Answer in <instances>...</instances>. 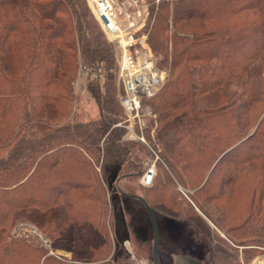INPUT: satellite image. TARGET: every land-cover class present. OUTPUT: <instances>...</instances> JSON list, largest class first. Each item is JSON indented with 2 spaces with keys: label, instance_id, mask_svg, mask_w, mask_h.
Returning <instances> with one entry per match:
<instances>
[{
  "label": "trees",
  "instance_id": "obj_1",
  "mask_svg": "<svg viewBox=\"0 0 264 264\" xmlns=\"http://www.w3.org/2000/svg\"><path fill=\"white\" fill-rule=\"evenodd\" d=\"M86 2L0 0V264L38 261L40 247L10 236L7 227L19 217L39 226L53 222L61 237H72L74 227H68L66 216L81 219L83 212L75 204L94 201L99 191L80 150L100 151L99 140L107 130L112 138L106 146L113 145L122 130L112 127L123 115L116 93L101 91L96 70L112 65L117 71L116 49ZM145 30L160 68L166 70L163 85L147 99L160 153L167 164L182 163L184 169L186 158L200 156L202 172H194L200 175L196 200H212L226 190L237 193L244 176L250 191L247 210L245 215L238 208L226 211L235 222L225 232L240 231L257 241L264 237V0H162L149 6ZM79 60L96 74L87 85L99 115L92 121L64 116ZM121 152L128 161L133 155L130 147ZM165 168L158 167L165 180H159L158 171L153 176L156 204L175 217L194 214L208 226L196 204L162 189L171 182ZM134 174L126 171L115 180ZM179 175L186 181V175ZM258 190L260 202L255 203ZM137 196L152 209L146 197ZM57 208L64 217L50 214ZM80 235V244L89 251L87 244L95 241L84 242ZM217 238L219 246L209 244L210 264L214 249L222 258L230 254ZM56 263L44 255L40 264Z\"/></svg>",
  "mask_w": 264,
  "mask_h": 264
},
{
  "label": "rangeland",
  "instance_id": "obj_2",
  "mask_svg": "<svg viewBox=\"0 0 264 264\" xmlns=\"http://www.w3.org/2000/svg\"><path fill=\"white\" fill-rule=\"evenodd\" d=\"M145 1L148 6H151L152 3L153 6H155L162 0ZM168 1L171 2L174 0ZM93 19H95L94 16ZM148 45L157 68L166 75V70L162 67L160 68L158 64V59L160 57L155 54L151 45ZM78 55L79 54H77V56ZM117 57L116 52L115 63ZM80 65H85L87 67V72H84V69L81 68ZM96 70L98 71L97 74L101 85V91L105 94L111 95L115 92L116 97L118 98L117 101H119L121 86L117 80L115 67L112 65L108 67L100 66ZM71 77V100L69 103L70 105L67 107L68 111L64 114L65 119L81 122L98 119L99 115L96 102L91 97L87 87L88 81L95 77L93 71L79 60L77 68L72 72ZM163 82H161V85H163ZM118 105L123 113L119 102ZM143 108L150 109L151 114L143 117L146 126L141 131L133 126V131L135 133L133 134L121 126H114L119 122L125 124L131 123L130 121H124V115L121 113L122 118L114 122L112 125V127H119L122 129L117 130V133L119 134L117 138L119 139H117L116 143L113 142L114 146L110 143L108 147L106 146L108 139L112 138V134L107 130L99 140L100 151H95V153L88 151L87 153L84 149L80 150L83 154L82 156L85 157L86 162L89 164L88 168L90 173H92L93 177L96 176L95 178H97L93 181L92 186H98L99 191L98 194H93L95 196L94 201L83 199L75 204L76 207L81 208V213L83 212L81 219L78 218V220L70 221L66 216L65 220L68 227H74L72 237H68L69 235H67V237H61L62 234L60 231L54 229L55 225L53 222H45L39 226L36 222L24 216L17 218V221L15 220V223H13L11 227H7V229L13 228L18 222H24L33 225L39 235L27 234L26 236H12L10 233V236L23 238L25 242L40 247V254H43V257L44 255L51 256L52 259L57 261L56 264H152L151 244L153 237L151 224L141 202L135 198L127 197L125 195L123 196V193H126L146 197L151 208L155 211V214L157 215L156 221L158 233L157 249L160 250L161 261L163 264H170L171 256L169 253L172 252L183 253L196 251L200 253L205 245L200 241L198 245L192 244L191 242H189V244H185L186 242L183 243L187 236L185 234L182 237H178V240H176L177 232L174 231V227L170 223L163 224L165 226L163 231L161 223L164 221L162 216L164 214V208L156 204V196H158V194L155 190V186L153 187V177L149 182H143V175L148 168L154 169V174L158 171L157 173L160 177L159 180L162 182V180L165 179L162 177L163 172H159L158 167H167V171L171 175V180L168 181L171 182H168V184H162V189H165V193H170L172 191L174 195L181 197L185 203L190 206L194 203L201 210H199L201 212L199 217L208 225L209 229L215 233L212 240L211 238H206L205 240L204 237V241H207L208 244H211V246L215 248L216 245L219 246V240L217 237H220L219 235L225 236V238L221 236V239L225 241V246L230 254L226 253L227 255L222 258L221 255L217 253L218 250L213 248L216 255L213 251L211 254V263L264 264V237H262V235H260L256 241L248 237V234H240V231H238V233L235 231L225 232L228 229V226L230 224L233 225L235 222V220L229 219L230 215H228V213L230 214L234 209L238 208L242 209V215H245V210H247L246 208L250 198V191L247 189L248 181H246V178L244 176L239 177L237 193L233 192L231 194L230 190H226L222 194H220V192L216 193L217 196L218 194L220 196H216L212 200H208L206 196H199L196 200L193 195L194 189L200 182V175L195 177L196 175L194 172H202V170L198 169L201 163L198 158L200 156L194 154L193 156L190 155L191 157L186 158L188 159V165L185 169L181 168L180 165H182V163L173 165L167 164L164 160L165 158L160 153V145H157V142L154 141L155 127H153V107L147 100H145ZM138 137H142L143 141L139 140ZM127 147H130L133 152L129 161L127 157L124 156L123 152H121V149ZM108 148H110V150H108ZM95 159H97V162ZM101 163L103 167H100ZM137 164H140L141 169ZM126 171L135 174L129 177H122L118 181L115 180L117 175ZM180 173L186 175V181L179 180L181 178L179 175ZM160 187L161 186H157V189H160ZM118 188L120 192L122 191L123 193H120L117 190ZM259 193L258 190L254 195L255 203L257 201L260 202ZM262 203H264V196ZM76 207L74 209H76ZM226 211L228 213H226ZM202 212L208 216V218H212V220L209 221ZM84 213H87V216H85ZM50 214H55V216L65 215L60 208H57ZM50 214H47L45 221ZM242 215H239V221ZM78 223L80 225H76ZM212 223L215 224V227L218 226L216 228L219 232H216V230L212 228ZM80 233L82 234L84 242L86 240L91 242L92 238L95 241V244H87L89 251L82 247L83 244H80ZM171 245L172 247H170ZM82 250L84 251L80 254ZM40 254L36 258L38 261H33L32 264L41 263L43 257ZM88 257L90 258V261H86L85 259L82 260L83 258Z\"/></svg>",
  "mask_w": 264,
  "mask_h": 264
},
{
  "label": "built area",
  "instance_id": "obj_3",
  "mask_svg": "<svg viewBox=\"0 0 264 264\" xmlns=\"http://www.w3.org/2000/svg\"><path fill=\"white\" fill-rule=\"evenodd\" d=\"M85 1L118 56L116 75L121 86L119 103L124 121L131 123L119 122L114 126H121L135 134L133 126L141 131L146 126L143 117L151 114L150 109L143 108L144 101L154 95L165 78V73L157 68L148 45L145 26L149 6L145 0ZM80 67L87 72L85 65ZM138 138L143 141L142 137ZM153 176L154 169L148 168L143 175V182H149ZM10 233L12 236H26L38 234V231L33 225L18 222Z\"/></svg>",
  "mask_w": 264,
  "mask_h": 264
},
{
  "label": "flooded vegetation",
  "instance_id": "obj_4",
  "mask_svg": "<svg viewBox=\"0 0 264 264\" xmlns=\"http://www.w3.org/2000/svg\"><path fill=\"white\" fill-rule=\"evenodd\" d=\"M186 195V194H185ZM180 199H182L181 197H179ZM195 211L198 214H201V212L195 208ZM153 215L155 217V221L157 220V215L155 214V211H153ZM164 221L161 223L163 231L165 226L163 225L164 223H170L171 225H173V229L175 232H177L176 235V240H178V237H182L185 235L186 236V240L183 241L186 242L185 244H189V242H191L192 244H199V241L205 245L203 250L198 253L196 251H191V252H179V256L177 257L176 263L178 264L180 261H182V259L184 257H191V258H195L196 260L201 261L204 264H210L209 259H210V253H211V247L210 245L204 241V237L205 238H214V231H211V229H209L208 226H205L200 219H198L197 216H195L193 214V216L189 215L187 217H175L169 214L164 213L163 215ZM161 216V217H162ZM160 217V216H159ZM209 224V223H208ZM156 225H157V221H156ZM212 228L214 230H216V232H219V230L214 226V224H211ZM158 234V233H157ZM220 237L222 236L223 238H225L224 235H219ZM182 243V244H183ZM157 244H158V235H157ZM169 244V243H168ZM170 245V244H169ZM172 247V245L170 246ZM158 248V247H157ZM172 249V248H170ZM157 254H158V259L160 264H163L161 261V254H160V250L157 249Z\"/></svg>",
  "mask_w": 264,
  "mask_h": 264
},
{
  "label": "water",
  "instance_id": "obj_5",
  "mask_svg": "<svg viewBox=\"0 0 264 264\" xmlns=\"http://www.w3.org/2000/svg\"><path fill=\"white\" fill-rule=\"evenodd\" d=\"M134 195L136 197H138L141 202L142 205L144 207V210L148 216L149 222L151 224V228H152V244H151V259H152V264H160L159 259H158V254H157V225H156V221H155V217L153 215V211L152 209H150V207L148 206V204L143 200L142 197L137 196L135 194H131ZM169 255L171 256V262L170 264H175L177 257L179 256L178 253L172 252L169 253ZM178 264H204L199 260H196L195 258H191V257H184L182 259V261H180Z\"/></svg>",
  "mask_w": 264,
  "mask_h": 264
},
{
  "label": "bare ground",
  "instance_id": "obj_6",
  "mask_svg": "<svg viewBox=\"0 0 264 264\" xmlns=\"http://www.w3.org/2000/svg\"><path fill=\"white\" fill-rule=\"evenodd\" d=\"M145 180V179H144Z\"/></svg>",
  "mask_w": 264,
  "mask_h": 264
}]
</instances>
